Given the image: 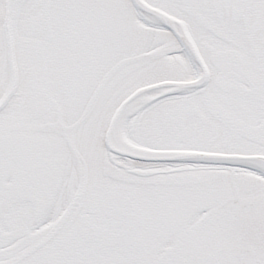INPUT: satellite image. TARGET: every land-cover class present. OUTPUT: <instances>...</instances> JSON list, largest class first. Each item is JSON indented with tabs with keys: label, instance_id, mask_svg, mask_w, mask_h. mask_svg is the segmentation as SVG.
Returning a JSON list of instances; mask_svg holds the SVG:
<instances>
[{
	"label": "snow or ice",
	"instance_id": "obj_1",
	"mask_svg": "<svg viewBox=\"0 0 264 264\" xmlns=\"http://www.w3.org/2000/svg\"><path fill=\"white\" fill-rule=\"evenodd\" d=\"M0 264H264V0H0Z\"/></svg>",
	"mask_w": 264,
	"mask_h": 264
}]
</instances>
